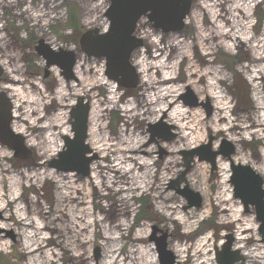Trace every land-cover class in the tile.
I'll list each match as a JSON object with an SVG mask.
<instances>
[{"label": "rangeland", "instance_id": "obj_1", "mask_svg": "<svg viewBox=\"0 0 264 264\" xmlns=\"http://www.w3.org/2000/svg\"><path fill=\"white\" fill-rule=\"evenodd\" d=\"M109 5L0 0V91L12 103V130L31 151L20 159L0 144L1 264H160L153 227L167 233L176 264H216L228 234L243 257L236 264H264L259 223L233 197L227 159L219 156L212 171L194 157L185 181L171 186L184 170L181 152L209 137L213 150L228 140L232 160L264 180V0H191L175 33L141 18L134 88L116 86L104 75L105 60L80 50L83 33L108 30ZM71 14L78 30L68 26ZM39 40L76 54V82L57 66L44 77ZM186 87L198 106L179 99ZM80 97L90 106L86 143L98 157L88 176L49 165L63 137L72 138L70 111ZM207 101L210 115L200 105ZM157 124L169 140L151 137ZM185 183L202 197L199 208L177 192Z\"/></svg>", "mask_w": 264, "mask_h": 264}, {"label": "water", "instance_id": "obj_2", "mask_svg": "<svg viewBox=\"0 0 264 264\" xmlns=\"http://www.w3.org/2000/svg\"><path fill=\"white\" fill-rule=\"evenodd\" d=\"M110 5L105 13L108 20V30L100 33L98 30L86 31L80 39V50L88 57L103 58L106 62L105 75L124 88H134L138 83V75L131 63L133 53L143 47V40L135 35L137 24L143 17L152 23V28L162 33L180 32L184 28V20L190 13L191 0H109ZM35 52L45 61L44 77L48 76V69L57 66L61 76L67 81L74 79L73 68L77 56L73 51L52 49L44 40H39ZM4 70L0 67V80ZM186 106H198L197 98L189 87L180 96ZM210 115L211 108L207 101L200 104ZM90 106L84 98H78L76 105L70 111L72 138L63 137L64 149L58 154V160H52L50 167L65 172H77L81 176L89 175V166L95 156H88L91 152L86 144L87 124ZM13 120L12 104L4 92L0 91V143L13 151L16 158L28 159L31 151L26 147L24 137L14 133L11 129ZM160 124L150 128L151 137L155 135L163 140H169L172 135ZM212 137L208 142L190 151L181 152L184 170L171 186L178 187L184 182V176L191 168L194 157L205 161L216 169L219 156L230 162V179L233 196L242 204L245 213H251L253 208L255 219L259 223L258 233L264 242V180L251 166L236 164L232 160L234 146L228 140H222L217 150L212 148ZM186 184V183H185ZM177 192L188 201L190 207L199 208L202 197L186 184L184 189ZM160 234L157 236V234ZM168 235L153 227L149 241L154 242L160 264H176L174 253L168 249ZM226 242L220 251L215 249L216 264H236L243 257L238 250H232L234 238L232 234L225 236ZM98 260V250L95 261ZM98 264V262H96Z\"/></svg>", "mask_w": 264, "mask_h": 264}, {"label": "bare ground", "instance_id": "obj_3", "mask_svg": "<svg viewBox=\"0 0 264 264\" xmlns=\"http://www.w3.org/2000/svg\"><path fill=\"white\" fill-rule=\"evenodd\" d=\"M143 18H145V17H143ZM187 18V17H186ZM186 18H185V20H186ZM185 20H184V24H185ZM147 23L148 24H150L151 25V23L150 22H148L147 21ZM156 31H158V32H160L159 30H156ZM87 58V57H86ZM94 59H97V58H94ZM100 59H103V58H100ZM76 62H77V60H76ZM76 65V64H75ZM75 67V66H74ZM136 70V69H135ZM137 73V72H136ZM73 74H74V68H73ZM104 75H105V72H104ZM138 75V74H137ZM61 76V75H60ZM75 76V75H74ZM105 77L109 80V81H111V82H113L116 86H118L117 85V83L115 82V81H113V80H110L106 75H105ZM139 77V76H138ZM77 81V78H76V76H75V81L74 82H76ZM187 88V87H186ZM185 88V89H186ZM5 93V92H4ZM6 94V93H5ZM7 95V94H6ZM8 97V96H7ZM9 98V97H8ZM10 99V98H9ZM179 99H180V97H179ZM10 102H11V100H10ZM12 104V103H11ZM73 108V107H72ZM71 108V109H72ZM71 119V118H70ZM160 119H164V116L163 117H161ZM13 121V120H12ZM12 123V122H11ZM70 125H71V122H70ZM12 129V128H11ZM13 131V130H12ZM14 132V131H13ZM71 132H72V128H71ZM15 133V132H14ZM16 134H18V135H21V134H19V133H16ZM72 135H73V132H72ZM22 136V135H21ZM23 137V136H22ZM24 141H25V138H24ZM1 144V143H0ZM87 144V143H86ZM2 145V144H1ZM2 146H4V145H2ZM6 147V146H5ZM90 148V147H89ZM64 149V143H63V147H62V149L61 150H63ZM13 152V151H12ZM60 153V152H59ZM89 156H91V155H93V156H95V158H97L98 159V157L96 156V154H94L93 153V151L91 150V152L88 154ZM97 159H95V161L97 160ZM217 161V160H216ZM94 162V161H93ZM92 163V162H91ZM217 163V162H216ZM235 163V162H234ZM91 165V164H90ZM216 170V169H215ZM229 170H230V165H229ZM56 171H58V170H56ZM59 172H61V171H59ZM76 174V173H75ZM89 174H90V166H89ZM76 175H78V174H76ZM79 176V175H78ZM229 179H230V177H229ZM234 197V196H233ZM177 259V258H176Z\"/></svg>", "mask_w": 264, "mask_h": 264}, {"label": "trees", "instance_id": "obj_4", "mask_svg": "<svg viewBox=\"0 0 264 264\" xmlns=\"http://www.w3.org/2000/svg\"><path fill=\"white\" fill-rule=\"evenodd\" d=\"M258 6V5H257ZM256 6V7H257ZM256 7H255V9H256ZM77 23H78V19H77V16L76 15H74V14H71V17H70V21H69V23H68V26L71 28V29H73V30H78L77 28H78V26H77ZM255 27V26H254ZM255 29V28H254ZM78 60V59H77ZM85 60L86 61H90L91 59H86L85 58ZM4 256H2L1 254H0V264H1V262L2 261H4Z\"/></svg>", "mask_w": 264, "mask_h": 264}]
</instances>
